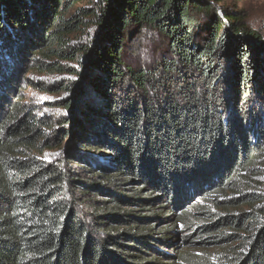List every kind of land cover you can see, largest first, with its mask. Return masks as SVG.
I'll return each instance as SVG.
<instances>
[{
  "label": "trees",
  "instance_id": "obj_1",
  "mask_svg": "<svg viewBox=\"0 0 264 264\" xmlns=\"http://www.w3.org/2000/svg\"><path fill=\"white\" fill-rule=\"evenodd\" d=\"M81 1L0 0V264H264V36L222 0ZM147 28L170 56L135 68L125 42ZM28 54L79 74L54 125L9 104Z\"/></svg>",
  "mask_w": 264,
  "mask_h": 264
},
{
  "label": "rangeland",
  "instance_id": "obj_2",
  "mask_svg": "<svg viewBox=\"0 0 264 264\" xmlns=\"http://www.w3.org/2000/svg\"><path fill=\"white\" fill-rule=\"evenodd\" d=\"M95 2L96 0H83L76 3L75 6L92 7ZM217 5L225 10L242 11L246 18L247 26L264 36V0H222ZM72 13H74L73 10H70L69 14ZM93 29V27L84 26L82 30H78L74 35H71L72 45L80 48L82 44L87 42L88 35L92 34ZM145 54L150 57L148 60L143 59ZM84 56L79 59V62L74 63L57 60H51L50 62L55 65L58 63L62 68H73L74 71L80 67L78 71L81 72V62L85 59ZM163 56H170L167 40L161 33L155 30L149 28L135 30L125 42V58L135 68H151ZM32 59L33 57L28 54L26 59L20 60V68L18 65H15L16 67L13 68L12 73L8 74V79L5 82H11L10 84L12 85L10 88L12 96H9V104H16L21 106V108L24 107L31 120L38 121L44 117L48 123L51 122L54 125L56 119L67 115L68 110L64 109L62 104L65 98L70 97L74 102L73 105L77 104L78 93L77 99H75L74 96L76 93L67 91L62 86L65 83L74 85L75 82V84H78L79 74H73L67 70H62L61 72L56 70L50 71L41 65L38 66L42 61L37 57L34 61ZM31 67H34L35 70L29 72L28 68ZM42 130L45 132L44 134H48L49 136L55 133L53 132L55 130L51 131L49 127H43ZM63 148L61 146L60 148H48L44 150L46 158L55 160L63 157ZM253 182V190L264 203V165L255 171ZM183 230L182 227L179 228L175 234V241L171 245L175 246L177 243L181 247L182 244L178 243L179 240L185 242L191 240L189 239V234L185 232L181 233ZM155 236L157 237V235ZM183 246V250L188 251L214 252V248L208 247L205 249L206 247H201L200 243L191 242ZM161 249L167 252L170 251L168 247L161 246Z\"/></svg>",
  "mask_w": 264,
  "mask_h": 264
},
{
  "label": "clouds",
  "instance_id": "obj_3",
  "mask_svg": "<svg viewBox=\"0 0 264 264\" xmlns=\"http://www.w3.org/2000/svg\"><path fill=\"white\" fill-rule=\"evenodd\" d=\"M150 57L147 55V54H145L144 56H143V59H145V60H148Z\"/></svg>",
  "mask_w": 264,
  "mask_h": 264
}]
</instances>
